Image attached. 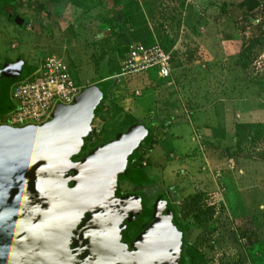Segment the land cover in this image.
Wrapping results in <instances>:
<instances>
[{
	"label": "rangeland",
	"instance_id": "374dc122",
	"mask_svg": "<svg viewBox=\"0 0 264 264\" xmlns=\"http://www.w3.org/2000/svg\"><path fill=\"white\" fill-rule=\"evenodd\" d=\"M16 6L24 24L0 15V66L18 58L35 66L56 54L86 88L103 68L120 73L139 43L159 41L171 51L172 83L151 69L118 73L109 90V82L97 85L115 97L107 105L113 112L96 116L102 130L90 148L137 119L152 126L155 141L142 159L152 188L122 179L121 191H144L150 205L162 196L172 201L186 224L190 264H264V0H17ZM147 84L166 115L160 123L151 107L136 108L131 118L133 102L151 97Z\"/></svg>",
	"mask_w": 264,
	"mask_h": 264
},
{
	"label": "water",
	"instance_id": "95a60500",
	"mask_svg": "<svg viewBox=\"0 0 264 264\" xmlns=\"http://www.w3.org/2000/svg\"><path fill=\"white\" fill-rule=\"evenodd\" d=\"M10 1L0 0V9ZM33 70L22 58L0 66V113L12 109L11 86ZM100 100L90 85L70 104H57L43 123L0 124V264L181 261V230L160 197L151 223L134 240L127 234L143 202L121 195L117 184L122 175H143L128 167L143 137L137 126L74 160L101 132L95 125Z\"/></svg>",
	"mask_w": 264,
	"mask_h": 264
},
{
	"label": "built area",
	"instance_id": "2783aa9c",
	"mask_svg": "<svg viewBox=\"0 0 264 264\" xmlns=\"http://www.w3.org/2000/svg\"><path fill=\"white\" fill-rule=\"evenodd\" d=\"M172 60L171 51L161 42L139 43L123 62L118 76L156 69L160 77L172 83ZM83 88L64 58L48 55L35 65L30 75L11 86L12 109L6 113V123L14 127L43 123L51 118L57 104H70ZM136 94L140 91L136 90Z\"/></svg>",
	"mask_w": 264,
	"mask_h": 264
},
{
	"label": "trees",
	"instance_id": "16d2710c",
	"mask_svg": "<svg viewBox=\"0 0 264 264\" xmlns=\"http://www.w3.org/2000/svg\"><path fill=\"white\" fill-rule=\"evenodd\" d=\"M12 1L15 3L14 5L17 8V6H16V1L17 0H11L10 3ZM22 23L24 24V21H23V18L20 17L18 19L17 24L21 25ZM145 44H149V43H145ZM162 45H163V47L165 49H167L164 46V44H162ZM168 51H170V50H168ZM33 67H35V66H33ZM99 72H100V75L98 77L97 82L94 84V86H97L99 83H102V82H103V84H107L109 82V80L110 81L112 80L114 82L115 80H114L113 76H115V75H117L119 73V72L118 73H110L107 68H103ZM113 82H109L108 83V85H107V89L108 90H109L110 87H112ZM100 94H101V100H100L99 109H98L97 114L103 112V110H104L102 108V105H101L102 102L107 100V99H109V98H111V95H112L110 92H101V91H100ZM97 114H96V116H97ZM96 116H95V118H96ZM136 122H138V121H136ZM135 126H137L139 129L142 130L143 137H142V141L140 143L139 150H138L137 154L135 156L131 157L130 160H129V163H128V167L133 168V169L137 168L136 164H138L139 167H143L145 165L144 161L142 160L144 158V154H145V150L144 149L147 146L152 147L153 143L155 141V139L153 137L154 132H153L152 126L149 127L148 125H146V124H144L142 122L138 123V124L136 123ZM148 130H149V132H148ZM91 148H93V147H91ZM91 148H90V142L89 141H85V146H84L82 152L78 156L74 157V159H79L80 157L85 155V153H87ZM143 173L144 174L137 180H141L142 177L148 176L147 170L145 172H143ZM123 178L124 177H119L118 178V184ZM137 180H132V181H137ZM174 216H175V220H176L177 224L179 225V227L181 229V238H182V242H183V244H182V259H181V261L178 264H190L191 263L190 258H188L187 253L185 252V249H186L185 236H186V233H187L186 224H184L183 222H181V221H179L177 219L175 208H174ZM136 224L137 225L139 224V220L136 222ZM136 224H134V226H136ZM131 229L134 231V234L137 232L136 228H134V229L131 228ZM140 229H141V227L138 228V230H140ZM132 230H130V231H132Z\"/></svg>",
	"mask_w": 264,
	"mask_h": 264
},
{
	"label": "flooded vegetation",
	"instance_id": "af4514ba",
	"mask_svg": "<svg viewBox=\"0 0 264 264\" xmlns=\"http://www.w3.org/2000/svg\"><path fill=\"white\" fill-rule=\"evenodd\" d=\"M15 3L12 1L10 4H8V5H6L5 7H3L2 9H0V15H5L6 16V18H8L11 22H14V23H16L17 24V20L20 18V17H22L18 12H17V8L15 7V5H14ZM24 21V20H23ZM95 120H96V118H95ZM6 113L5 114H2V113H0V124H7L6 123ZM96 125V124H95ZM96 138V137H95ZM94 138V139H95ZM93 139V140H94ZM92 140V141H93ZM111 140H113V139H111ZM111 140H109V141H111ZM108 142V141H107ZM104 143H106V142H104ZM103 144V143H102ZM85 146V145H84ZM99 146V145H98ZM97 147V146H96ZM95 148V147H94ZM93 149V148H92ZM91 149V150H92ZM83 150V149H82ZM139 150V149H138ZM90 151V150H89ZM89 151L85 154V155H87L88 153H89ZM82 152V151H81ZM80 152V153H81ZM79 153V154H80ZM78 154V155H79ZM77 155V156H78ZM85 155H83L82 157H84ZM82 157H80L79 159H81ZM79 159H74V160H79ZM136 166H137V168L135 169L137 172H140V173H143L144 171H143V169H145V167H146V165H144L143 167H139V165L138 164H136ZM144 174V173H143ZM120 177H125V176H120ZM119 178V177H118ZM123 179H127L126 181H128V182H130L131 184H133V185H138L139 183H141V184H147V186L149 187V188H152V184H150V179L148 178V176H145V177H142V179L141 180H137V181H132V179H130V178H123ZM139 179V178H138ZM117 185H119L118 186V189H119V192H120V194L121 195H125V194H135V197H137V198H139V199H141L142 200V202H143V211H142V213L136 218V220L134 221V223L129 227V229H128V237H129V239L130 240H134L140 233H141V231L144 229V228H146L150 223H151V217H152V215L154 214V210H153V205H154V202L156 201V199H155V201L154 202H152V204L150 205V201H151V198H149L148 199V197L146 196V194L145 193H143V192H139L138 191V189L137 190H135L136 192H128V193H123L122 191H121V189H120V182H119V184H117ZM142 186H139L138 188L139 189H142L141 188ZM138 191V192H137ZM154 197V196H153ZM159 200H162V210H172V214H173V217H174V220H175V216H174V206H173V204H172V201H170V200H168L167 198H165V196H162V197H160V199ZM139 220V224L137 225L136 224V222ZM175 222H176V220H175ZM134 224H136V226H134ZM176 224H177V222H176ZM178 225V224H177ZM179 226V225H178ZM139 227H141V229L140 230H138V228ZM131 228H136L137 229V232L134 234V231L131 229ZM130 230H132V231H130ZM181 230V229H180ZM182 239V238H181ZM182 244H183V242H182Z\"/></svg>",
	"mask_w": 264,
	"mask_h": 264
},
{
	"label": "crops",
	"instance_id": "0c3cea01",
	"mask_svg": "<svg viewBox=\"0 0 264 264\" xmlns=\"http://www.w3.org/2000/svg\"><path fill=\"white\" fill-rule=\"evenodd\" d=\"M101 36L103 35V34H100ZM101 38H103V37H101ZM180 41H181V38L179 39V41L176 43L177 45H180ZM179 57H180V60H185L186 58H184L185 57V55L184 54H181V55H179ZM174 65L172 64V75H171V77H172V79L174 80V77H173V67ZM157 71V70H156ZM157 73V75H158V72H156ZM158 77H160L159 75H158ZM181 77H183V79L185 78V76L183 75V76H178V78H181ZM181 80V79H180ZM149 81H152L150 78L148 79V82ZM97 82V81H96ZM96 82H94L93 84H95ZM147 87H148V90L150 91V92H148V94L147 95H149V96H151V97H149V98H147V100H145V101H138V99L136 100V101H134L133 102V107H132V111L130 112V114H132L133 116H131V118H134V119H136L137 117L134 115V110L136 109V108H140L141 110H143L145 107H151L150 109L152 110V117H154L153 118V120H155V118H156V122L157 123H160V122H162V120H160V119H163V117H165L166 115L165 114H163V115H161L162 113H161V110H160V105H159V101L157 100V98H156V95H155V93H156V91H155V89H154V87H150V85H148L147 84ZM143 96V93H142V91L140 92V94L138 95V96ZM114 94L113 95H111V98H109V99H107V100H105V101H103L102 102V108L104 109L103 110V112H102V114H104V113H108L109 111H111V112H113V110L111 109L110 110V107H108L107 105H108V103H110L111 104V102H112V100L114 99ZM182 103H183V101H182ZM183 106H184V103H183ZM129 108V106H127L126 105V109H128ZM156 115H158V117L159 118H157V116ZM127 116V115H126ZM159 119V120H158ZM137 121H139V122H142L143 123V121L141 120H138L137 119ZM153 123H155V122H153ZM152 123V124H153ZM96 125L98 126V127H100L101 128V130H102V126H100V123H99V121H98V119H97V117H96Z\"/></svg>",
	"mask_w": 264,
	"mask_h": 264
}]
</instances>
